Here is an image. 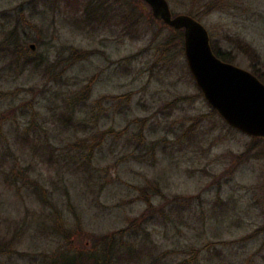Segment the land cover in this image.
<instances>
[{"label":"rangeland","instance_id":"obj_1","mask_svg":"<svg viewBox=\"0 0 264 264\" xmlns=\"http://www.w3.org/2000/svg\"><path fill=\"white\" fill-rule=\"evenodd\" d=\"M90 1L110 11L86 19ZM167 1L264 78V0ZM130 3L141 13L135 27ZM21 15L45 61L22 73L0 63V264H49L74 245L78 220L95 235L125 227L151 254L144 264H178L193 251V264H264V143L212 112L184 49L163 44L171 31L136 0H0V27ZM88 85L75 114L85 127L69 126L65 100ZM108 128L86 160L75 142ZM25 132L54 144L53 156L22 150Z\"/></svg>","mask_w":264,"mask_h":264},{"label":"trees","instance_id":"obj_2","mask_svg":"<svg viewBox=\"0 0 264 264\" xmlns=\"http://www.w3.org/2000/svg\"><path fill=\"white\" fill-rule=\"evenodd\" d=\"M136 1L139 2V4L144 5V7L148 10V15L151 22L157 21L161 23L163 28H168L171 31V35L163 40V44H165L166 47H170L173 49L175 47L176 49L174 50V52L182 51L183 30L172 28L162 21L155 19L152 16L150 7L146 2H144L143 0ZM130 4L131 5L129 6V13L124 12V15L127 16L126 19L128 18V22L130 17L132 18L131 24H129V26L135 27L137 22L136 19L140 18L141 13L136 11L135 4ZM84 8L86 19L94 18L99 20L100 18L105 17L107 12L110 11L109 8L106 9L105 6H103L101 3H98L97 1L88 2V4L84 6ZM76 13H78V11H75L74 15ZM6 17L10 18L11 16L8 15ZM192 17L196 18L195 15ZM14 19L15 20L13 23H11V20H8V26H3L1 24L0 27V63L4 65V69L7 68L11 71H14L15 73H22L28 69L40 67L41 62L45 60L40 53L37 54L36 52H34V50H31L29 44H27L30 41V38L25 31V25H28V20L26 21V18H23L22 15L21 19L17 17ZM34 41L39 44L38 40L34 39ZM210 45L212 51L218 58L225 62H233V58L230 56V54L218 49L216 46H214L213 42L212 44L210 42ZM75 55V57L79 58L80 52ZM44 65L47 70L49 69V67L53 69V67L55 66L54 63H45ZM251 72L261 82L264 83V78H262L254 68ZM89 87L90 85H88L86 89L81 90L80 93L78 92L72 94L73 96L70 100H65L63 109H65V106L66 109L60 112L62 113L60 117L65 119V121L70 124L69 126L85 127V125H83V122L75 120V114L76 112L81 111L82 107H85V101L89 93ZM212 112H214V114H217L214 109H212ZM5 119L6 116H3L1 118V121H4ZM111 131V129H106L95 134L93 136L94 142L90 144H87L85 139H78L75 142V145L80 146V149H85L82 155L85 156L86 160H89L100 140H102L104 136L110 134ZM25 135L27 136V139L20 145L22 150L29 147L33 150V148L39 147L41 156H49V158L53 156L51 148L54 146V144L45 142L38 143L35 139L30 138L27 132H25ZM259 143H264V139H253V144ZM249 152L250 148L246 153H244V155H247ZM258 152L263 153L264 151L259 150ZM241 159L243 158L239 156V160ZM35 186H37V183H35ZM146 201L148 202V200ZM147 212L148 211L146 210L145 213ZM144 217L141 216L140 219H143ZM75 225L76 226L72 231V233H74V240L72 238L69 239V241H72L74 245L67 242L65 247L61 250H58L53 258L49 260V264H144L146 262V258H149L151 255L150 253H146V251L141 248L142 246H135L134 241L129 239L128 235L125 236L127 234V230L125 231V227L117 229L109 234L95 235L93 233H86L82 231L80 220H78ZM58 231H60L62 236H65V238L67 239L71 230L67 229L61 221ZM3 251H5V246L4 244H0V252ZM197 255L198 253L193 251L191 257L188 260H182L178 264H193L196 262Z\"/></svg>","mask_w":264,"mask_h":264},{"label":"water","instance_id":"obj_3","mask_svg":"<svg viewBox=\"0 0 264 264\" xmlns=\"http://www.w3.org/2000/svg\"><path fill=\"white\" fill-rule=\"evenodd\" d=\"M152 16L183 30V49L188 69L209 106L230 127L264 139V83L252 72L218 58L209 33L187 14L173 15L167 0H143ZM35 50L33 43L29 44Z\"/></svg>","mask_w":264,"mask_h":264}]
</instances>
